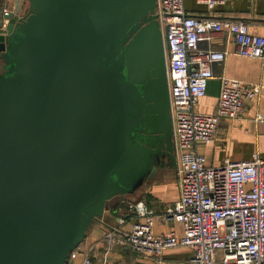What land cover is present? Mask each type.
<instances>
[{
  "label": "water",
  "instance_id": "1",
  "mask_svg": "<svg viewBox=\"0 0 264 264\" xmlns=\"http://www.w3.org/2000/svg\"><path fill=\"white\" fill-rule=\"evenodd\" d=\"M16 1L0 21V264H67L175 166L157 0Z\"/></svg>",
  "mask_w": 264,
  "mask_h": 264
},
{
  "label": "built area",
  "instance_id": "2",
  "mask_svg": "<svg viewBox=\"0 0 264 264\" xmlns=\"http://www.w3.org/2000/svg\"><path fill=\"white\" fill-rule=\"evenodd\" d=\"M196 1L209 8L226 2ZM7 12L4 8L3 13ZM155 13L165 44L178 196L159 213L142 201L130 203L138 219L130 229L109 230L105 236L134 252L157 257L165 249L189 247V264H264V156L255 153L250 159L214 166L195 149L197 142L213 140L221 118L239 120L244 100L256 93L254 83L221 77L216 109L198 110L213 77L212 65L224 61L227 54L201 48L200 40L223 29L234 35L237 54L264 58V35L250 33L242 20L190 15L184 0H157ZM157 218L179 221L182 231L155 233ZM78 252L77 246L67 264ZM76 264H91L90 254L82 251Z\"/></svg>",
  "mask_w": 264,
  "mask_h": 264
},
{
  "label": "crops",
  "instance_id": "3",
  "mask_svg": "<svg viewBox=\"0 0 264 264\" xmlns=\"http://www.w3.org/2000/svg\"><path fill=\"white\" fill-rule=\"evenodd\" d=\"M16 0H0V14L3 7L12 10ZM21 4L23 12L25 4ZM188 14L196 17H213L217 19L242 20L248 25L250 33L264 35V0H226L213 8L196 0H184ZM201 48L211 47L227 52L224 61L212 65L213 77L208 80L206 94L197 105V109L212 112L216 109L221 77H233L256 84V93L244 100V110L239 120L221 118L217 132L209 143L199 141L195 149L203 154L206 163L219 166L226 160L250 159L257 153L264 156V58L243 56L236 53L237 44L232 33L223 29L212 31L210 39L199 42ZM155 175L143 181L135 195L139 196L148 208L162 212L172 205L178 196V184L175 166L169 160ZM138 217L130 202L121 201L116 206L106 209L103 216L94 221L86 231L85 237L78 245L80 252L72 259L76 264L87 251L91 264H189L192 249L175 247L165 249L161 256L144 255L113 243L105 234L109 230H128ZM182 231V224L172 218H157L154 221L155 233L169 230Z\"/></svg>",
  "mask_w": 264,
  "mask_h": 264
},
{
  "label": "rangeland",
  "instance_id": "4",
  "mask_svg": "<svg viewBox=\"0 0 264 264\" xmlns=\"http://www.w3.org/2000/svg\"><path fill=\"white\" fill-rule=\"evenodd\" d=\"M5 7H3V9H4ZM3 9H2V12H1V14H0V21L3 19V17H2V13H3ZM8 9V8H7Z\"/></svg>",
  "mask_w": 264,
  "mask_h": 264
},
{
  "label": "flooded vegetation",
  "instance_id": "5",
  "mask_svg": "<svg viewBox=\"0 0 264 264\" xmlns=\"http://www.w3.org/2000/svg\"><path fill=\"white\" fill-rule=\"evenodd\" d=\"M8 13V12H7Z\"/></svg>",
  "mask_w": 264,
  "mask_h": 264
}]
</instances>
